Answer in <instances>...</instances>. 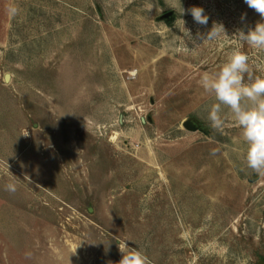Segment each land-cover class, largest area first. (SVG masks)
Returning <instances> with one entry per match:
<instances>
[{"label":"rangeland","instance_id":"1","mask_svg":"<svg viewBox=\"0 0 264 264\" xmlns=\"http://www.w3.org/2000/svg\"><path fill=\"white\" fill-rule=\"evenodd\" d=\"M180 2L0 0V264H118L124 243L152 264L264 261V177L230 114L211 127L200 86L237 48L264 77L235 36L261 17ZM214 23L226 35L197 37Z\"/></svg>","mask_w":264,"mask_h":264},{"label":"clouds","instance_id":"2","mask_svg":"<svg viewBox=\"0 0 264 264\" xmlns=\"http://www.w3.org/2000/svg\"><path fill=\"white\" fill-rule=\"evenodd\" d=\"M250 9L261 17L254 28L237 29L235 36L242 44L252 49L264 52V0H244ZM180 14H185L180 0ZM173 9L175 6L173 5ZM150 10V9H149ZM11 15L17 14L16 8H10ZM195 23L207 25L208 16L202 7L193 6L187 10ZM246 14H242L243 21ZM186 35L192 39L191 33L184 27L185 21L180 19ZM226 35L222 24L214 23L210 31L199 39L216 41ZM250 57L239 48L228 53L225 61L212 73H205L200 79L202 89L212 97L213 103L207 108V120L214 130L222 131L225 125V115L230 114L235 125L240 129L242 142L245 146L243 163L259 177H264V77L253 76L250 67ZM247 77V81L245 79ZM215 155V152H213ZM16 185L8 183L5 191L16 192ZM122 258L118 264H152L149 257L137 247L130 248L126 243L119 245ZM111 264V262H109Z\"/></svg>","mask_w":264,"mask_h":264},{"label":"water","instance_id":"3","mask_svg":"<svg viewBox=\"0 0 264 264\" xmlns=\"http://www.w3.org/2000/svg\"><path fill=\"white\" fill-rule=\"evenodd\" d=\"M171 14H172V12H168L162 17L169 18ZM6 78H9V75H7ZM184 127L189 129V130H193V131L199 130V125L193 120H186L184 122ZM258 264H264V261H260Z\"/></svg>","mask_w":264,"mask_h":264}]
</instances>
